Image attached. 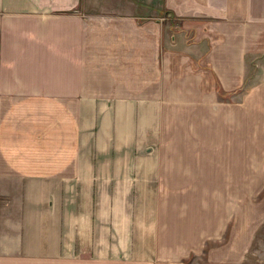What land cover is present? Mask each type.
Listing matches in <instances>:
<instances>
[{
	"label": "crops",
	"instance_id": "1",
	"mask_svg": "<svg viewBox=\"0 0 264 264\" xmlns=\"http://www.w3.org/2000/svg\"><path fill=\"white\" fill-rule=\"evenodd\" d=\"M261 172L264 0H0V264H264Z\"/></svg>",
	"mask_w": 264,
	"mask_h": 264
},
{
	"label": "rangeland",
	"instance_id": "2",
	"mask_svg": "<svg viewBox=\"0 0 264 264\" xmlns=\"http://www.w3.org/2000/svg\"><path fill=\"white\" fill-rule=\"evenodd\" d=\"M264 172H261L259 174H263ZM257 174V175H259ZM237 193H238V197H239V200L241 197H243L246 193V191L248 190V192H252L254 193V195L252 196V198L257 201V202H261L262 199H264V186H257V185H241V181H239V184L237 186ZM263 244H260V246H262ZM257 250H261V248H257ZM187 260H184V262H186Z\"/></svg>",
	"mask_w": 264,
	"mask_h": 264
},
{
	"label": "trees",
	"instance_id": "3",
	"mask_svg": "<svg viewBox=\"0 0 264 264\" xmlns=\"http://www.w3.org/2000/svg\"><path fill=\"white\" fill-rule=\"evenodd\" d=\"M217 93L219 94V95H221V96H224V95H226V93H223V92H221L220 90H218L217 89Z\"/></svg>",
	"mask_w": 264,
	"mask_h": 264
}]
</instances>
